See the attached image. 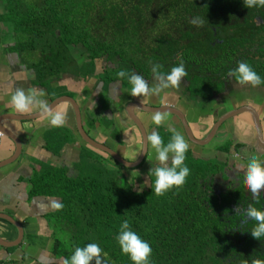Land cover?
<instances>
[{
  "label": "trees",
  "instance_id": "obj_1",
  "mask_svg": "<svg viewBox=\"0 0 264 264\" xmlns=\"http://www.w3.org/2000/svg\"><path fill=\"white\" fill-rule=\"evenodd\" d=\"M196 17L205 23L192 24ZM0 22L15 42L12 50L30 58L45 86L66 73L86 78L96 59L105 60L106 78L124 87L130 83L117 76L121 69L158 83L150 62L164 72L184 63L188 97L204 109L240 61L264 76V7L248 8L244 0H0ZM228 29L235 32L224 34ZM159 133L165 143L171 139L168 129ZM95 151L82 148L77 175L48 168L32 181L33 194L58 196L63 204L50 215L57 226L52 251L63 264L90 242L114 264H133L116 241L125 219L151 243L152 264L264 259V238L251 233L257 222L245 217L250 205L264 210V196L249 198L243 174L234 176L226 161L195 157L189 148L185 184L158 195L153 175L137 190L124 173L128 167Z\"/></svg>",
  "mask_w": 264,
  "mask_h": 264
},
{
  "label": "crops",
  "instance_id": "obj_2",
  "mask_svg": "<svg viewBox=\"0 0 264 264\" xmlns=\"http://www.w3.org/2000/svg\"><path fill=\"white\" fill-rule=\"evenodd\" d=\"M7 41L0 39V128L5 131L0 143V214L7 215L14 223L0 218V241L3 244L17 242L21 238L17 224L21 225L23 235L18 245L0 243V264H63L62 258L52 251L57 226L50 217L56 210L51 206L52 201L61 199L31 191L35 175L48 168H66L71 175L78 174L75 165L82 148L88 145L79 135L73 100L79 105L87 134L129 161L139 158L143 146L141 131L129 112L132 104L147 136L171 125L185 135L195 157L226 161L228 170L241 172L244 178L251 155L264 159V85L241 84L231 77L224 82L225 89L213 96L209 106L201 109L182 94L180 86L160 95L132 96L131 85L124 87L120 80L109 81L103 71L104 60L96 59L95 72L86 78L66 73L45 86L37 81L36 71L29 65L30 58L25 59L12 50L15 44L12 39ZM17 88L42 93L53 111L65 113V124L51 126L49 118L38 108L28 113L14 111L11 96ZM143 105L178 108L194 137L207 143L193 142L181 119L171 112H161L167 116V121L157 126L152 120L156 112L142 109ZM232 112L235 114L222 121L215 131V126L220 124L217 121ZM95 152L109 157L103 151ZM151 159H155V151L148 142L143 163ZM130 170L126 168L124 172L128 171L130 178L136 181V174Z\"/></svg>",
  "mask_w": 264,
  "mask_h": 264
},
{
  "label": "clouds",
  "instance_id": "obj_3",
  "mask_svg": "<svg viewBox=\"0 0 264 264\" xmlns=\"http://www.w3.org/2000/svg\"><path fill=\"white\" fill-rule=\"evenodd\" d=\"M248 8L264 7V0H244ZM194 25L202 26L205 21L201 17L191 20ZM152 63L151 71L158 81L155 85L149 82L140 74L121 69L117 72L120 79H127L131 85L130 94L135 97H148L160 95L166 89L178 88L180 82L188 73L184 63H180L171 68L170 71H161L162 65ZM228 76H234L241 84H251L252 86L264 85V76H261L250 63L240 61L237 67L229 69ZM11 103L14 111L20 113L31 112L33 108H38L42 114L49 118V123L53 127H62L66 122V115L62 111H53L51 106L42 98V93L35 89L25 91L17 88L11 96ZM153 122L160 126L167 121V116L161 112H156L152 116ZM168 130L172 133L171 139L165 143L158 131H152L147 140L155 151V159L159 166L151 167L149 173L155 177L154 191L158 195H163L172 188H179L184 185L191 169L185 163L190 144L185 135L169 125ZM171 157V165L168 161ZM245 182L250 194L259 199L261 190L264 189V159L259 155H251L247 164ZM141 190V189H140ZM143 191V190H141ZM51 206L57 210L63 208V204L58 200L52 201ZM240 209L238 210V212ZM247 220H254L257 223L252 228V235L260 239L264 238V210L255 206H249L245 210ZM116 241L121 251L128 255L133 264H152L153 248L151 243L144 239L139 232L134 230L129 220L125 219L119 226ZM114 264L109 257V253L97 242L87 243L85 246H77L69 258L64 259V264ZM249 264V261H243ZM251 264H264V259L254 258Z\"/></svg>",
  "mask_w": 264,
  "mask_h": 264
},
{
  "label": "water",
  "instance_id": "obj_4",
  "mask_svg": "<svg viewBox=\"0 0 264 264\" xmlns=\"http://www.w3.org/2000/svg\"><path fill=\"white\" fill-rule=\"evenodd\" d=\"M73 104H74V108H75V112H76V119H77V125H78V131H79V134L80 136L82 137V139L88 144L90 145L91 147L97 149V150H100V151H103L107 154H109L112 158H114L118 163H121L123 164L124 166L128 167V168H134L136 166H139L141 165V163L144 161L145 159V156H146V153H147V150H148V140H147V132L145 130V127L141 121L140 118H138L135 113L133 112L134 110V104H132L130 107H129V112H130V115L133 119V121L137 124V126L139 127L140 131H141V134H142V138H143V146H142V150H141V153H140V156L137 160L135 161H129L127 159H125L123 156H121L119 153H117L115 150H113L112 148L102 144V143H99L97 142L96 140H94L93 138H91L87 132L85 131L84 127H83V122H82V118H81V111H80V108H79V105L78 103L73 100ZM142 109L146 110V111H149V112H171V113H174L176 114L180 119H181V122L184 126V129H185V132L187 134V136L195 143H198V144H205L207 143L206 140H197L194 135H193V131L187 121V119L185 118V115L183 114V112L181 110H179L178 108H175V107H171V106H147V105H143L142 106ZM240 111H235V113H239ZM235 113H229L228 115H224L222 116L218 121L217 123L219 122L220 124L216 125L215 126V131L216 129H218V127L221 125V122L226 120L228 117L234 115ZM255 114V120H256V123H257V126L259 127V131H260V124H259V119H258V116L257 114L254 112ZM5 133V131H4ZM3 165V164H2ZM0 218H5L7 220H9L10 222H13L12 219H10V217H8L7 215H3V214H0ZM14 223V222H13ZM17 224V223H16ZM17 226H19L20 228V236L22 238V235H23V229H21V225L20 224H17ZM21 238L17 239V242H14V243H2L3 241H0L1 244L5 245V246H15V245H18L21 241Z\"/></svg>",
  "mask_w": 264,
  "mask_h": 264
},
{
  "label": "rangeland",
  "instance_id": "obj_5",
  "mask_svg": "<svg viewBox=\"0 0 264 264\" xmlns=\"http://www.w3.org/2000/svg\"><path fill=\"white\" fill-rule=\"evenodd\" d=\"M0 39L1 41H7L11 39V36L9 35V31L7 30V27H4L1 22H0ZM6 43H8V41ZM103 63L106 64L105 60L103 61ZM148 82L156 83V81L153 78L148 80ZM157 164H159V162L156 159L154 160L151 159V160H146L143 164L139 166L130 168L131 169L130 171H134L132 174H136V177H137L136 182H135V189L139 190L140 188L147 186L149 184V177H148V174L146 173L150 171L151 167H157ZM124 173L130 178V176L128 175L129 174L128 171ZM140 173L141 175H139ZM262 191H264V189H262ZM60 236H61V232H60Z\"/></svg>",
  "mask_w": 264,
  "mask_h": 264
},
{
  "label": "flooded vegetation",
  "instance_id": "obj_6",
  "mask_svg": "<svg viewBox=\"0 0 264 264\" xmlns=\"http://www.w3.org/2000/svg\"><path fill=\"white\" fill-rule=\"evenodd\" d=\"M235 32V30L234 29H228V30H226V31H224V34H233ZM230 78H231V76H227V77H225V79H224V82L226 81V79H229L230 80ZM237 82V81H236ZM180 90L182 89L183 91H182V94L184 95L185 94V97L186 98H188V99H191V98H189L188 97V93H187V90H186V86H187V80L185 79V78H183L182 80H181V82H180ZM224 88H225V84H224ZM171 88H169V89H166V90H170ZM172 89H174V90H176L177 88L176 87H173ZM217 94H219V93H217ZM217 94H214V95H217ZM191 100H193V99H191ZM174 107V106H173ZM176 115V114H175ZM180 119V118H179ZM234 172V171H233ZM233 172H232V174H233ZM232 174H231V176H232ZM234 176L235 175H237V173L235 172V174H233ZM244 177V176H243ZM246 187H247V195L249 196V198H252V199H255V197H253L251 194H250V191H249V189H248V186H247V184H246ZM261 196H264V191H262L261 190V194H260V197Z\"/></svg>",
  "mask_w": 264,
  "mask_h": 264
},
{
  "label": "built area",
  "instance_id": "obj_7",
  "mask_svg": "<svg viewBox=\"0 0 264 264\" xmlns=\"http://www.w3.org/2000/svg\"><path fill=\"white\" fill-rule=\"evenodd\" d=\"M2 138H3V133L0 130V143H1Z\"/></svg>",
  "mask_w": 264,
  "mask_h": 264
},
{
  "label": "bare ground",
  "instance_id": "obj_8",
  "mask_svg": "<svg viewBox=\"0 0 264 264\" xmlns=\"http://www.w3.org/2000/svg\"><path fill=\"white\" fill-rule=\"evenodd\" d=\"M174 114V113H173ZM0 130H1V128H0ZM2 131V130H1ZM3 132V131H2ZM3 134H4V132H3ZM5 135V134H4ZM80 135V134H79ZM109 155V154H108ZM110 156V155H109Z\"/></svg>",
  "mask_w": 264,
  "mask_h": 264
}]
</instances>
